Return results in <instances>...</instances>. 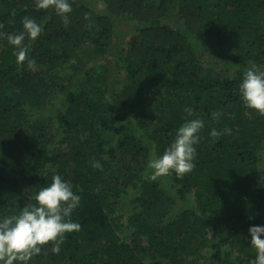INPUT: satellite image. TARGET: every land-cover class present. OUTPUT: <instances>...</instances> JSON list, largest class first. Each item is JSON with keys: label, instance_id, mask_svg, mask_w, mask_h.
I'll use <instances>...</instances> for the list:
<instances>
[{"label": "trees", "instance_id": "1", "mask_svg": "<svg viewBox=\"0 0 264 264\" xmlns=\"http://www.w3.org/2000/svg\"><path fill=\"white\" fill-rule=\"evenodd\" d=\"M70 3L65 25L36 0H0V217L35 203L55 174L81 197L80 230L29 264H250L264 115L239 84L264 69V0ZM24 17L42 28L25 37L31 67L7 38ZM122 20L133 26L113 55ZM194 118L195 168L152 179L149 161Z\"/></svg>", "mask_w": 264, "mask_h": 264}, {"label": "clouds", "instance_id": "2", "mask_svg": "<svg viewBox=\"0 0 264 264\" xmlns=\"http://www.w3.org/2000/svg\"><path fill=\"white\" fill-rule=\"evenodd\" d=\"M36 6L40 9L54 7L65 25L70 22V0H36ZM99 6L102 8L103 4ZM41 31V26L34 19L24 17L23 30L8 35L9 43L16 46L18 62L27 60L30 67L35 63L29 58V48L24 41L26 35L35 39ZM239 91L247 108L264 115V69L255 64L248 68L243 73ZM185 111L191 114L193 110L186 108ZM218 115L213 113V116ZM203 128L204 121L200 118L186 120L163 155L149 161V167L153 169L152 179L172 171L182 176L194 169L196 145ZM210 135L218 137L220 132L213 129ZM92 166L102 168L99 161H94ZM34 199L35 203L24 206L19 213L0 217V264H29L45 245H51L52 252L58 254L65 234L80 230V223L72 220L71 214L79 206L81 197L61 175L55 174L51 184L40 188ZM249 233L251 247L256 253L250 264H264V225L251 226Z\"/></svg>", "mask_w": 264, "mask_h": 264}, {"label": "rangeland", "instance_id": "3", "mask_svg": "<svg viewBox=\"0 0 264 264\" xmlns=\"http://www.w3.org/2000/svg\"><path fill=\"white\" fill-rule=\"evenodd\" d=\"M121 22H120V25H119L120 26L119 28H121V29H119L120 33L116 34V43L113 46V52H112L113 55H116V53H117V51L119 49L118 46L125 42L126 36H127V32H128L127 30L129 28H131V26H133L131 23L128 24V22L125 21V20L124 21L122 20ZM115 63H116V61H115ZM115 76H116V74H115Z\"/></svg>", "mask_w": 264, "mask_h": 264}]
</instances>
